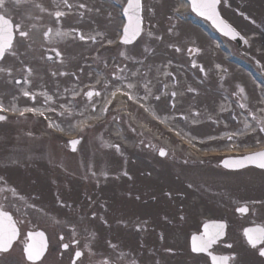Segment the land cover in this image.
I'll list each match as a JSON object with an SVG mask.
<instances>
[{"label":"rangeland","instance_id":"rangeland-1","mask_svg":"<svg viewBox=\"0 0 264 264\" xmlns=\"http://www.w3.org/2000/svg\"><path fill=\"white\" fill-rule=\"evenodd\" d=\"M143 1L146 7L148 6L147 8H156L151 19L157 23L158 30L169 34L171 32H176L178 29V34L180 36H169L167 37V41L168 43H171L178 40L180 44L176 45V47H179L182 49V51L186 49L185 53L188 51L186 55H189L185 57L183 56L180 59L184 61L189 60L191 65H193V63L196 65V67L189 68V74H187L188 76L183 82L182 93L184 96L182 100L185 103L184 105L189 104V102H193L196 108H198L200 111H208L209 113H212L213 109L211 110V107H215L218 104V100L227 99L235 108L236 106L238 107L239 102L243 103L246 107H249L251 105L250 103L253 105V103H257V101H259L255 88L248 84L247 78H242L240 75L238 76L237 70L240 68V70L243 71L241 69V66L243 65L252 67L253 63L245 60V58H243L245 57L244 54L247 56L251 55L253 50H257V48L264 51V0H222L221 2V15L242 35L255 36L254 42H252L253 46L251 47L249 43L245 42L243 48L241 49L242 53L237 51L235 46H228V44L225 43V40H220L219 44L216 45L215 41L210 38V33L212 34V30L210 28L206 32L202 33V31L197 30L192 25L182 23L184 19L179 18V20L178 18L171 15L172 9L180 4L178 0ZM69 2L73 5L78 4L70 0ZM85 4L94 5L93 11H87L93 20L90 22L93 24V32L97 31L99 35L100 32H102L104 35L110 34V36L113 37L115 33V26L118 23L116 20L118 19L117 10L112 6H107L108 9L106 8L105 11L108 13H103V7H100L96 0L93 2H87ZM45 7L51 11L57 10L52 4H45ZM61 8L62 9L60 10H64L62 6ZM97 8L101 9V11H95ZM22 11L23 8L19 9V11L17 10V12L10 13V15L14 19H21ZM67 11V15H74V9ZM79 11L81 17L73 16L72 18L67 19H87L84 16L85 14L82 15V10ZM163 20H166L165 24L163 23ZM186 25L190 28V36L191 31L193 32V37L187 38L189 36L187 30L185 35L184 26ZM151 39L152 38L150 37L139 38V40L132 46V49H127V51L122 52L133 57L135 54L144 53L143 51H134L135 49H148L152 52L155 48L171 49L167 51L170 59L169 61L172 63H177V61L174 60V58L177 57L175 56L176 52L173 50L176 48H170L168 44L167 46H169V48L162 47V44L160 47H157L160 44L159 42H156V46H154ZM219 45L223 49L228 47L232 49V59L230 61L224 60V55L217 49ZM189 49H191V52ZM182 51H179V53H182ZM259 58L260 59L254 61L264 65V55H260ZM218 64L224 68L223 71L212 69L213 65L216 67ZM201 67L204 69L203 72L200 70ZM262 68L264 69V67ZM191 74L195 76L196 80L191 78ZM188 85L191 86L193 91L186 90V87H189ZM240 88H243L244 91L241 92ZM9 89L10 88L7 87L8 91ZM0 100L7 102L5 91L0 92ZM179 109V107H176L174 111L178 112ZM195 118L204 122L203 125H188L187 123L182 124V127L189 128L187 130H190L192 136L203 138L209 135H219L222 130L220 125H217L216 123L214 124L212 121H206V119L201 117L200 114ZM222 118V120H224L229 125H235V123L228 120L229 115H227V113L222 115ZM194 122H196V120H194ZM111 123L112 120H108V125ZM124 124L126 123L124 122ZM36 128L39 129V126L33 124L32 122H25L22 126L13 123H5L0 126V180L7 181V184L4 185V187H15L19 193H42V191L45 193L52 192V186L54 185L55 180L64 181L63 175L68 177V181L72 180V178L78 179L79 171L82 170L81 168H78V166H74L70 169L71 173L69 176L56 169V172L50 170V167L53 165L51 162H53L56 153L58 152V150L52 152V148L59 149L60 145L52 140H33L32 137L39 135V133L35 131ZM39 130L41 131V129ZM8 132L14 135L20 134L21 132L28 134V140H25L26 137L23 134L25 139L24 142H22L24 146L28 145V147H26L24 150L22 149L21 151H15L14 148V150L10 148V143L7 142L6 139V143L4 142V137H6V135L3 136V134ZM92 133V138L96 137V135L99 136V134L108 136L106 128L104 127L101 131L95 130ZM245 142L238 144L245 145ZM16 143L17 142L15 141L14 144ZM109 143V139H107V144L103 143V146H105L107 149H104V152H100L99 155L96 156L97 164L93 163V167L98 172L103 165L116 164L117 160H120L126 155L127 150L124 151V149L120 150L119 152L114 151L111 149ZM158 147H160V145ZM84 149L87 150L86 147ZM36 150L39 152V154L43 153L44 151V155H42V157H40V155L36 157ZM167 153L168 155L166 156L165 161H159L157 158V161H154L152 165L153 168H156L158 171H161L163 174H165V177H167L168 181L171 180L174 182H179L187 180L188 182L192 181V183L196 181L212 183L218 186V190L221 194L226 195L224 190H228L230 193H234V196L237 199L249 197V193L252 192L251 190L248 191L246 187V183L251 178L250 171L239 173H225L223 171L216 172V169L213 166L217 165V160L209 161L207 163L192 162L190 158L186 157L185 150L182 149L179 151L174 143L172 148L168 150ZM129 156V161H131L132 164L138 165V160L134 157V155L130 153ZM38 159L41 161H37ZM16 161H19L18 163L20 164H14ZM151 174H153L152 170ZM155 175L156 174L152 176L155 177ZM75 181L77 182V180ZM190 196H192V194H188V197ZM30 197L33 196L30 195ZM25 201L26 200H22V202Z\"/></svg>","mask_w":264,"mask_h":264},{"label":"snow or ice","instance_id":"snow-or-ice-1","mask_svg":"<svg viewBox=\"0 0 264 264\" xmlns=\"http://www.w3.org/2000/svg\"><path fill=\"white\" fill-rule=\"evenodd\" d=\"M55 8L57 10L51 11L47 7L44 6L43 3L34 2V0H0V64L6 63L7 57L13 56L16 57L20 55L23 56L22 53H19L14 45L21 43L22 41H26L30 39V31L25 30L20 22L15 21L11 18L10 13H13L16 10L21 8L27 10L30 7H34L38 9L40 12H46L49 16H51L54 21L60 22L62 18L67 15V12L60 10L61 6L64 9L69 11L73 10V8L84 11H91L89 6L83 2H80L76 5H73L69 2V0H60V3L57 4L56 0H52ZM185 2L190 5L192 11L196 12L198 15L204 17L205 19L212 22V24L225 36H230L231 38H236V33L232 30L231 27L221 18L219 12L217 11V5L221 2V0H185ZM145 6L142 0H126V3L122 7V15L126 18V23H124L122 30L120 32V43L122 45L132 44L138 37L141 36L144 28V20L145 17L143 12L145 11ZM97 12H100L101 9L97 8ZM147 11H152L151 8H148ZM110 15V14H109ZM154 27V25H153ZM72 31H78L73 29ZM69 35L68 32L61 31L60 28H56L55 31L53 27H48L42 33L45 44H51L53 37L63 39ZM149 36H152V33H148ZM19 37V40L17 39ZM158 39H162V37H157ZM80 39L82 41L91 40L93 43H96L95 37H86L82 33L80 34ZM109 43H112L109 40ZM179 52L181 49L177 47L175 49ZM49 51L55 52L56 57H62V52L52 47ZM191 52V49H189ZM123 55V53H121ZM48 60H53V56L48 55L46 57ZM23 64V60L21 61ZM137 63L144 64V61H138ZM193 67H196L195 63H193ZM201 72L204 71L203 67H201ZM23 73L27 75H22L21 78H13L14 68L13 67H3L0 66V75H6L15 85H27L30 84L31 81L29 77L33 75V68L28 66L27 64H23L22 68ZM150 71V70H149ZM126 68H117V71L111 74L109 80L103 84L102 89L92 88L83 93V96L89 101L90 104L94 105V97H101L107 91H109L114 84H120V87L117 88L122 95L126 96L129 101L133 103L140 101V108H145V104L149 103V98H153L155 101H160L161 96L156 95L152 92L149 87L151 81H146L147 74L142 70H137L133 72H128L125 75ZM60 75H65L66 73H59ZM168 75V73H165ZM56 75V73H53ZM125 81L126 83L122 82ZM143 87L144 93H139V88ZM133 89H137L136 94H133ZM188 91H193V89H188ZM240 91L243 92L244 89L240 88ZM23 95L25 97H31L33 101H35V97L30 91H24ZM177 93L173 91L171 93L172 97V107L175 108V97ZM64 107V105H61ZM244 104H240V108L244 109ZM51 110V109H49ZM147 111V109L145 108ZM92 111L96 112L97 108L95 106L92 107ZM104 113H107L108 107L107 105L102 110ZM264 111V109H261ZM6 112H19V115L23 117L26 113H32L36 115L38 110L34 107H26L24 109H17L13 107H5L3 103H0V113ZM39 115H43V113H39ZM193 115H197L193 113ZM251 119L256 120L257 117L255 113H251ZM8 118L5 115L0 114V122L6 121ZM180 119H184L183 115H181ZM236 119V117H233ZM261 126L258 131L260 133H264V121H261ZM58 127L53 124H49V128ZM246 127H251L250 125H246ZM255 130V129H254ZM86 132L85 128L80 129L81 136ZM231 139V137H229ZM69 145L73 152L77 151V145L81 143V139H72L70 141L65 142ZM117 152L120 151L119 144L113 145ZM158 154L161 158H164L168 155L167 151L164 148H160ZM223 166L225 168L231 169H239L246 167L251 164L254 167L264 170V151H258L256 153L247 155L240 159H232L223 161ZM95 174V172H93ZM7 184V181L0 180V195H3L5 201L13 204L22 199L20 193L16 190L15 187H4ZM255 205H259L257 211H264V199L253 201ZM63 206V205H62ZM237 211L243 214H248L250 209L245 207L237 208ZM93 218L95 215L93 214ZM17 221L14 219L13 215L10 214V211L4 207V203L0 202V257H3L6 254L11 253L15 246L20 243L22 245V258L24 264H38L39 261L45 255L47 251V244L45 242H41L37 244L35 242L36 237L43 238L44 234L42 232H28L23 240H21V231L17 226ZM225 227L224 223H206L203 225V230L199 235H193L191 237V252L194 254H203L208 257V264H229L230 260L234 259V256L230 255H217L214 252V246L218 245L225 235ZM141 229L137 225L136 231H140ZM243 237L247 243V245L256 250L260 257H264V226L255 225L252 227H247L243 230ZM226 247H232L231 244H226ZM63 249L67 250L69 248L68 244L62 245ZM108 247L111 249V253L102 257L100 264H117V260L119 258V254L117 253V246L108 243ZM115 254V255H113ZM84 256V253L81 251H75L72 264H76L81 257Z\"/></svg>","mask_w":264,"mask_h":264},{"label":"bare ground","instance_id":"bare-ground-1","mask_svg":"<svg viewBox=\"0 0 264 264\" xmlns=\"http://www.w3.org/2000/svg\"><path fill=\"white\" fill-rule=\"evenodd\" d=\"M249 37L250 42H254L253 37ZM219 67L220 66H218L216 69L218 71L222 70V68ZM245 72L246 73L242 72L240 69L237 70L238 76L240 75L242 78H247L251 86H253V83L255 85V72L248 69H246ZM123 96L124 95H122L119 91H117V89H115V93L113 95H109L107 97V101L120 99ZM180 97L181 96L179 94L177 101L181 100ZM262 98L263 97H261V101L259 103H253L251 107H246L244 105V109H241L240 107L235 108L232 104L229 103L228 100L224 99L218 101L216 107L213 108V112L209 115L207 113L204 114L198 110L196 113L197 115L203 114L205 118H209L208 120L212 119L213 121H217L218 123H220L222 130L217 136L209 135L204 138L192 136L188 131H184L182 125L176 123L177 120H180L181 115L177 116L175 114L171 115L166 128L173 134L172 140L179 144L181 142L184 148L187 149V155L191 157L190 159L192 161H194V158L202 157V162L205 163L208 160L207 157L216 153L217 150L225 153H232L233 151H235L234 153H237V150L239 148L238 145L226 144L225 141L228 137L234 136L238 142L243 143L244 140L254 132L257 119L264 121V111H261V109H264V100ZM226 111L227 113L229 112L228 120L235 123V125H229L228 123L221 120L222 115L225 114ZM251 113H255L257 117L255 121L251 119ZM233 117H236V119H233ZM188 118L190 119L191 117ZM246 125H250L251 127H246ZM110 133L119 143L128 146L127 140L123 136L124 132H122L118 124H114L110 128ZM176 137L178 138V142L176 141L177 139H175ZM177 148L183 149L182 146H178Z\"/></svg>","mask_w":264,"mask_h":264},{"label":"flooded vegetation","instance_id":"flooded-vegetation-1","mask_svg":"<svg viewBox=\"0 0 264 264\" xmlns=\"http://www.w3.org/2000/svg\"><path fill=\"white\" fill-rule=\"evenodd\" d=\"M151 187L145 183L140 187V193L136 199V209L139 210L141 217L138 218V223L146 224V216H142L144 212L150 215V222L152 223L150 239L142 241L145 245V251L151 255L144 258L147 264H183L182 245H183V231L187 228L188 218L183 215L184 205L180 207L174 205L173 198L168 195L166 199H158L152 197ZM178 201H184L182 196L176 197ZM175 215V217H174ZM236 226H240V221L235 218ZM141 233L142 231H136ZM126 243V242H125ZM226 244H222L224 247ZM120 252L117 264H135L128 261L123 250V243L120 242ZM144 263V262H143ZM142 262L140 264H143Z\"/></svg>","mask_w":264,"mask_h":264}]
</instances>
